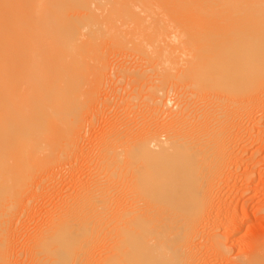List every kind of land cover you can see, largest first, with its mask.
<instances>
[{
  "label": "bare ground",
  "instance_id": "obj_1",
  "mask_svg": "<svg viewBox=\"0 0 264 264\" xmlns=\"http://www.w3.org/2000/svg\"><path fill=\"white\" fill-rule=\"evenodd\" d=\"M163 6L168 7L169 9L166 11V9L164 8L165 9L164 11H166V12H164L161 20H165V18L168 17V20H169L168 24L170 26L165 27V29H166L165 33H167L169 36L165 39L164 43L161 40V44L162 45L166 44V41L169 40L170 45L168 44L169 49L167 48L166 51L163 52V54L161 53L163 56V59H161L160 63H159V61H157V59H155L156 62L159 64L155 65V62L153 64L154 60L153 59L151 60L153 66L155 65L154 67H156L158 65L160 67H156L155 68L156 70H155L154 67L151 65V67H153L151 69H152V71L154 70V73H152L150 69H148V70H149V72L154 74L152 76V74L150 73L152 78L154 77L155 80H157V78H158L156 75L158 73H160L159 79H158L159 83H158V81H154V82H156V84L158 83L157 86L159 85L158 87H160V88L163 87V86L162 87L160 86V81H161V83H163V85H164V83L168 82V85L170 84L169 87L172 84V87H173L172 90L173 91L176 90L177 87H176V89H174L175 88V86H173L174 83H171V81L175 82V80H176L177 83H180V85L178 84L179 85L178 87H180L182 84H183V86L187 85L184 87V88H186L185 91H184V88H182L183 90H180L177 93L174 91L175 92L174 94L176 96L173 94V96L176 97V98L174 97L176 99V102H175L176 104L174 103L176 106L175 108H177L178 106L180 107V105H181L182 109L178 107L179 109H181V111L177 109L180 112L177 111L178 113L174 114V116H175V117L173 116L174 119L169 117L171 115V113L167 114L168 115V116L166 115L167 117H164L166 119L169 117L168 123H170L169 121H172V120H174V122L172 121L170 123V124H172L171 126L168 123L167 124L169 126H167L166 123H165V126H164V124L160 123V125H163L162 130H161V128L159 130V127H157L158 130L151 129V128L147 127L148 128L147 130H146V128H144V130H141L140 132H138V130H137L136 132H138V133H136V132L132 133V131L130 132V130L127 131L130 128L129 126H128V129L126 128L127 130H125V131L121 130L122 131V132H120L121 138L119 137L121 140L120 144H119L120 140L118 137H115L114 138L115 140L111 139L112 140L111 142L114 141L113 143H115V141H117V139H118L119 141H118L117 145L116 144H114V145L118 146V144H119V146L121 147V149H120V147L118 146L120 150L118 149V147L116 148V150L118 149V151H120V152L113 150V152H114L113 154H115V152H116L118 155V153H119V156H117L118 159L117 160L114 159L115 160L114 164L116 166H114V164H110L111 162L113 163V161L108 163L113 156V154H110L107 152L110 150V148L106 152L108 153V155L109 154H110V156L112 155L111 158H109V160L105 159V162L107 161L106 164L105 163L101 164V166L103 165V167L105 166V168L107 169L106 172L108 174V179L109 180L111 179V180L108 181V183H109L108 184L107 181H105V179H104L105 177H107V175H105V174L102 175L103 176L102 179L106 182L107 186H109L110 184H115V183H113L115 181L113 177H115L116 183L119 182V187L121 186L120 187L121 192L119 191V193H115L114 192L115 188L114 187L111 188V186H113V185H110L109 188L107 187V189L103 192V190L106 187H102V184H101V188H103V189L100 188L101 189L100 190L99 188H96V186L99 187L98 185H96L97 183L95 184V181L98 179L95 178L96 180H94L93 179L94 177H93L91 179V180H94V181H92V182H94L93 188H96L97 190L93 189L92 191H94V190H95L94 192L98 191L99 195L93 194V196H92V192L88 193V194H90V196L87 195L86 194L88 192L87 189L89 190V188H88L89 186H87L88 185L87 183L85 185V187L87 188V189L85 188V190L87 192H84V193L87 195L88 199L90 197H93L92 200L94 199L93 200L94 202H92V203H94V204H92L91 202H89V203H91L92 205L101 204V206L99 208L103 209V210L105 209L109 214V216L107 218H110V219H108V222H106V221L105 222L110 223V225L105 223L106 226L107 225L109 226V228L107 227L108 230L106 229L107 230L106 231L104 229L105 232L104 231L103 232L108 233V231H109V235H108L109 237L104 234V237L107 236L105 238V240L108 238L107 241H108L109 246H107V247L104 246V247H106L105 248L106 253H107V251H110V250H111V253L108 252L107 253L108 255L102 256L103 257L102 259L103 260L105 259L103 261V263H102V259H101L102 264H197V262H198V260L196 262V256L197 255L195 256L196 252L194 251L197 247L196 246L197 242H195L196 241L195 239L201 231V229H200V231L197 230V229H199V227L197 228V226H199L198 222L202 221L201 217H204L203 215L206 214L204 212L206 211V208H207V199L211 195L210 194V188L207 187V184H210L211 181L213 182L214 180H216V177L219 175V172H221L220 166L223 167L222 164L226 163L228 161L227 159H226V162L223 161L225 158H227L225 156H229V154H227L229 152H226V150L230 151L228 149V147L226 148L227 145H226L225 141H227L228 138L224 137L225 134L223 132V130L226 129V128L223 129V127H225L227 124L229 125V123L224 124L225 122H223V121H227L228 119H226L224 117V120L222 121L223 115L221 114V112H223L224 109L220 110V107L215 108V105L212 106V103L216 102L215 100L217 99V93L219 94V92H220V90H219V92H216L215 90L220 89L223 81H225V83L227 82L228 86L230 87L229 90H231L232 86H234V90L235 89L238 90L240 88V91H241L240 94H244L243 96H245V93L248 92V94H249L250 90H252V93H253V91L255 89L254 87L261 88L264 86V0H0V175H1L0 176V246H1V249L3 247L1 244L2 243H8L11 239V236L9 238H7L9 236V235L7 236V234L11 233V232H8L10 230L9 224L12 223V222L11 223L9 222V220H10L9 217L12 216V220H13V214L14 213H11V211L14 208L10 209L11 211H10V213H8L9 211H8L7 207L14 206L13 203H15L17 209L20 207V206L17 207L18 206L17 204H19L18 202H20L17 199H19V200H21V199L16 198L15 201H17V202H15L13 200L14 197L16 195H18V193H19L17 190H15V189H18L17 187H20L19 184L21 182L19 183L18 179H20L21 176L23 175L22 178L27 177V178H29L28 179V181H29L30 177H31L29 172H30V170H33L32 167H35V166L37 167L38 165H36V164H39V165L42 164L43 165L44 161L40 162L41 161L40 157L42 159V157L44 156V154H46V152H42L41 148L45 149L47 146V143H48V146H50V145L54 144L56 142V140L58 142L59 137H61V139H60L61 141L63 139H64V141L66 140L65 141L66 143L64 141L61 142L62 144L64 143L65 148L69 145L68 146L69 149L72 150L73 147H70V144L72 145V143H73L72 146H74V142L76 143V140L80 138V137L75 136L77 133L80 134L79 133L80 129L77 128L79 126V124L76 125V123H75V121L77 123L79 121L74 120V119H70L74 115H71L73 113H71V114L69 113V115H71V116H69L67 114L68 111H66L65 113L70 117L69 118L70 121L67 119L69 121V125L68 124H66V125H68L69 128H70V126H72L70 128V129H72L75 126L73 124L72 125H70V124L74 123L77 126L75 128L78 129V130L76 129L77 130L76 133L72 132L75 134L73 136L76 137L77 139L75 140V138L72 137L74 140L72 143H69L70 140L69 141L67 140V137L69 135H71V131L69 129H67V131L69 130L68 133H70L68 135V133H66L67 131L65 130L63 132L62 128H61V122H62L61 119H64L63 118L64 113L61 110L62 107L60 104L61 100L57 99L58 102L54 101L55 97L53 98V95L49 92L50 91L49 87L53 88V91H55L56 89H58V87L60 88V86L65 85V84H63V81H67V80L69 81L70 80V83L71 82H76V83L80 82L81 83V81L82 82L84 81L83 86L85 85V87L81 86L82 84L79 83L80 85L76 86L79 88L78 89L73 88V90H76V89L79 90L81 87L82 89H80V90L83 91V88L85 90L87 88L88 92H86V93L88 95H90L91 92L89 93V91H91L90 90L91 87L93 85H95V80H94L95 74L91 73V72H93L96 69L95 67H97V66H93V65L94 64L97 65L101 61H102V63H100V67L102 66L101 64H104L103 59H102L103 58L102 54H105V53H102V50H103V52H105L104 49H106V48L104 46H106L107 43L105 45V43L103 41L104 40L109 41V39H110L113 41L116 40L115 41V43H116L118 41L122 42V40H123V43L120 42L121 47L123 48L124 47V45H123L124 41L127 39L125 37H128V39L130 37L129 40L132 41V43L128 44L127 46H129V47L130 46L132 47V45L135 46V47H132L133 49H138V48L140 49V48H142L143 45L144 46L148 45L147 47L144 48L146 50V49H148V47H150V45L154 46L156 43L151 41L153 39L152 37L155 38V40L153 39L154 41L162 39L159 36H157L158 32H160V31L162 33L160 32L159 35H161V36L166 35L165 33H163V30H161L162 29L161 27H160V29H158L157 26L155 27V26H153L154 24H152L154 22V20H156V19H154V20L152 19V16H154V12H156L155 9H157L159 7L161 8ZM136 8L141 9V11H140L141 13H139L138 12L139 9H136ZM142 13L144 15H146L145 17H147V15L149 14L147 18H149V16L151 15V20L149 21V24H150V22L153 20V22L150 24L151 27L149 25H148V27H144L146 22L148 24V20L146 21V18L143 19V21H144L143 27H139V26H141L140 25L141 22H138V20H139L138 17H140V21H142V19H141L142 16L144 18V15L140 16V14H142ZM158 14H160V13H158ZM129 17H131V18L129 19ZM126 18L129 19L130 21H132L133 24L130 21L126 22V20H127ZM131 19H134V20H131ZM161 20H160V24H162ZM127 23H129V25L131 24L132 27H130ZM135 24L137 26H135ZM157 25H159V24L157 23ZM145 26H147V25H145ZM157 29H158V31H157ZM132 35H133V37L136 36L135 41H134V38H132V40H131ZM137 37L140 39H138ZM146 38H149V39L152 38V39L150 41H148V40L144 41ZM156 38H157V40H156ZM128 39L126 41H128ZM70 40H71V42H73L72 44H69L71 46V48H69L68 45H66V47H65V44L66 43L68 44V42H70ZM142 41H144V42L148 41V44H145ZM82 42L85 43L86 47ZM102 42L104 43L103 49H101ZM109 42L112 43V41H109ZM109 42H108V45H109ZM149 42H152V43H149ZM99 44L101 46L100 47L101 51L98 50ZM114 44L112 46H114ZM152 44H154V45H152ZM115 46L116 47L118 46L117 48L120 49V46L118 44H115ZM136 46H138V48ZM82 47H85V50L87 49L86 51H88V50L90 52L92 51L91 52L92 56H91L90 52H86L85 50H83L84 48L82 49ZM156 47H160V46H156ZM163 47H167V46L163 45ZM107 48H109V46ZM112 48H114V47H112ZM150 48L152 49V47H150ZM79 49L85 51L86 53L84 52L82 54L83 51L81 52ZM156 49L157 50L152 49V50H155L153 52L157 53L158 48H156ZM115 50H117V49H115ZM129 50H126V51H127V53L130 52L129 53L130 55L135 53V52L133 53L131 50L130 51ZM71 51L73 53V56H72V58H69L68 54H72ZM121 51H119V53ZM100 52L102 54H100ZM112 52H115V51L112 50ZM117 52L118 51H116V53ZM140 52H141V49H140ZM145 52L148 53L147 51H145ZM145 52L143 51V53H145ZM88 53H89V56H88ZM123 53H124V51H123ZM135 54H137V53H135ZM135 54L133 55V57L136 58V60H137V58H138L137 55L139 53L137 55H135ZM81 55L85 56L87 59L82 58L85 61H83V60L81 61L80 60L82 57ZM98 55L101 57L100 61H99V59H97V58H99ZM138 56H141V53ZM162 56L161 57L159 56V57L162 58ZM90 57H91V59H90ZM92 57H94L95 60H98V61L94 62L95 60ZM125 57H127V56H125ZM141 57L142 58L144 57L143 54ZM159 57H157V58H159ZM64 58H66V59L63 62ZM127 58L129 59V56ZM142 58H140V59L138 58V62L140 63L142 61L141 64L143 63L144 67H145V63L147 61L145 60V58H143V60H142ZM89 59H90V62H89ZM92 60H93V62H92ZM126 60H124V62ZM130 60L132 61V59H130ZM144 60L146 61L145 63H144ZM158 60H160V59H158ZM59 61L60 62L62 61L63 64L61 65V63H59ZM79 61L82 62L81 63L82 66L83 65L85 66V64H83V62H85V63L87 62L88 65L91 66V68L87 67L88 66L87 63H86L87 66H85L83 68H85V70H87L89 68V69H92L93 71L92 70H88V71L83 70L84 73L81 72L83 68L81 69L80 64L78 65ZM151 62L148 61L147 62L148 64H146V66L148 67V65L151 64ZM133 63L135 64V62H133ZM143 64H142V66H143ZM76 65L79 66L78 67L79 70H78ZM124 65L125 64H123V66ZM131 65H133V64H131ZM222 65L224 66L223 70H222ZM142 66L140 69L144 68ZM117 68H123V67L118 66ZM157 68L159 71L157 70ZM65 69L70 70V73H72V69H74V71L77 72V75L80 74V75H83L85 77H88L87 80H89L91 77H94V78H91V80H94V84H93V82H91L92 83L91 84L90 83L91 80H89V84H90V89H89V87H87L89 85L88 82H87V84H88L87 85L86 81L84 80L85 77L81 76L83 78L82 79L80 78L81 80H79L78 78L80 75L77 76L76 74H74L77 77L72 75L73 78L71 77L70 79H69L70 76L69 77H66L65 75L63 76V72L61 74V70H65ZM131 69H132V67L131 68L129 67V70H131ZM125 70L127 71L126 68H125ZM133 70L135 71V68ZM74 71H73V73H74ZM132 71L129 73L131 74ZM78 72H80V73H78ZM85 72H86V75H85ZM87 72H89V73L87 74ZM136 72H138V71L136 70ZM136 72H135V74H136ZM143 72L147 73L148 71H147V69H144V71L142 69L141 73L143 74ZM149 72H148L149 78L146 76L145 77L147 80L149 79L148 82L150 83L151 80L153 82L154 79H152L149 76ZM155 72L157 73L156 75H155ZM129 73H127V74H129ZM60 74H61V76H60ZM89 74H92V76ZM119 74H120V72H119ZM87 75H89V76H87ZM138 75L140 76L141 74L138 73ZM138 75L136 74L137 78L139 77ZM118 76L119 75H117V77ZM130 76H132V75H130ZM141 76H143L142 79H144L146 81L144 75H141ZM122 79L123 78H121V80ZM131 79L129 82H131ZM116 80H117V78H116ZM138 80L139 79H137V81ZM68 81H67V83H68ZM154 82L151 84H154ZM176 82H175V85L177 84ZM227 83H226V85H227ZM126 84H127V82H126ZM132 84H134V82H132ZM137 84L135 83L134 85H132L134 87L133 91H135V85H137ZM156 84H154V85L156 86ZM42 85L45 86V88L48 87V88H46L48 90H45ZM72 85L74 86V84H72ZM72 85H70V86H72ZM138 85H140V84H138ZM223 85H224V83H223ZM258 85L259 86L262 85V86L259 87ZM157 86H156V88H157ZM183 86H181V87H183ZM228 86H226V87H228ZM153 87L154 86H151V87L149 86L150 90H152V89L157 90L155 87L154 88ZM165 87H166V84H165ZM172 87H170V90ZM40 88L43 90H41ZM54 88H56V89L54 90ZM69 88L70 87L65 86V88L62 87V90L63 89L68 90ZM93 88H94V86H93ZM145 88H147V87H145ZM167 88H168V86L166 87V89ZM138 89H140V88L138 87ZM138 89H136V90L140 91ZM148 89H147V92L149 91ZM60 90L58 89V91H59L58 93H60L62 91V90L61 91ZM67 90L62 91V92H67ZM126 90L127 89H125L124 91L126 92ZM153 90L151 92H148V93L153 92L154 94H156L158 92V91L155 92ZM159 90H161V89H159ZM211 90H212L213 94H214V92H216V94H214V98H215V100H214V98L212 97L213 96L212 93H209V95L211 94L210 95L211 97H209L208 99L210 100V98H213V101H214L213 102L211 100L210 101L211 104H210V103H207L206 100H208L207 99L208 91L210 92ZM243 90L246 92L243 93L242 92ZM257 90L258 89L255 90L256 94H257ZM37 91L40 92V93H38V95L36 93ZM82 91H80L81 92L80 96L73 95L71 97L74 99L75 98L74 96H76L77 99L75 98L74 101L77 102V100L79 99L80 101L79 100L78 101L81 102V105L83 104L82 102H84L82 100V98L87 97L85 95L86 94L85 91H83L84 94ZM168 91L165 92L164 96L161 95L164 92L162 93L160 91L159 92L161 94L158 93V94H156V96L155 95L154 96H155V98L162 97L163 100H166L167 99L166 93L168 94ZM177 91H178V89H177ZM231 91H230V93L228 92V90L226 91V95H227V93H229L226 97L230 96L231 93L234 94L236 92V91L235 92L234 91L231 92ZM41 92H43L44 94ZM94 92H95V88H94ZM141 92L142 91H140V93ZM222 92H223V90L221 91V93ZM72 93L77 94V92L74 93V91ZM138 93L139 92H137L136 94L138 95ZM172 93H170V96ZM252 93L250 92V95H252ZM260 93H262V92H260ZM47 94L49 96H47ZM65 94L66 93H64L62 95H64L63 97H65L64 101L67 102L70 100V98L68 100H65L66 96L70 97L71 95H70V93L68 94V92H67L68 95H65ZM134 94H135V92H134ZM159 94L161 95L160 97H159ZM223 94H224V92H223ZM233 94H231V95H233ZM240 94H238V96H236L237 94L235 93L233 96L239 99ZM248 94H247V96L250 97V95H248ZM126 95H127V93H126ZM137 95H135V96H137ZM143 95L145 96L144 93H143ZM215 95H216V97H215ZM263 95H264V91H263ZM51 96L53 99L51 98ZM81 96H83V97H81ZM146 96H148V95H146ZM149 96H153V94L152 95L149 94ZM170 96H168V98ZM223 96L221 94L220 99ZM252 96H251V98L253 99ZM48 97H50V100H48ZM57 97L58 96H56V98ZM123 97L125 98L126 96H123ZM164 97H166V98H164ZM155 98L153 97L154 100H155ZM162 98H160V101ZM174 98H173V100L175 101ZM126 99H128V98H126ZM136 99H137V97H136ZM139 99H140V97H139ZM147 99H148V97H147ZM147 99H145V100H147ZM169 99H171V98H169ZM220 99H217V101ZM257 99H259V98H257ZM46 100H48V101H46ZM128 100H130V99H128ZM160 101L157 102V100H156V102L158 104L155 102L157 104V108H159V107L161 108V106H162V105L159 106ZM168 101H170V100H168ZM234 101H237V100L234 99ZM48 102H50L51 104H49ZM75 102H74V104H76ZM152 102L154 103V101H152ZM163 102L165 103V101H163ZM62 103L64 105V102H62ZM155 103L153 105H155ZM167 103H170V102H166L165 104H167ZM219 103H222V102L218 101V106H221ZM232 103H234V102L232 101ZM232 103H231V105H233ZM147 104H149V103H147ZM236 104L237 103L235 102L234 105H236ZM240 104L242 105V101L240 102ZM248 104L250 105V103H248ZM79 105L78 106L76 105L78 107L77 110L78 109L80 110V111L79 110L76 111L78 113V115H80L81 109L83 108L82 107L83 105L82 106L80 105L81 107H79ZM243 105H244V103H243ZM226 106L228 108V104ZM237 106H238V104H237ZM67 107L69 108V106H67ZM162 107L165 109L166 105L162 106ZM241 107L244 108L245 106H241ZM30 108L37 109L36 113H38L37 114L38 116L36 114H34V115L39 117L40 120L44 119V118L48 119V121L51 120L50 122H48L49 126L52 123L54 125L53 127H51V130H53V129H57L59 131L61 130V133H59V131L58 132L56 131L57 132V135H56L55 130H54L53 131L54 134H50V136H49L50 132L46 133L47 130H46V132H43V131H41L42 129H40L38 126L37 127L32 126L35 124L30 123V120H31L30 118L33 116V115L32 116L29 115V113L31 112V111L29 112ZM64 108H66V106ZM154 108H155V106H154ZM163 108H161V109H163ZM172 108H174V106ZM246 108H248V107H246ZM70 109H68V110H70ZM229 109H226V110L228 111ZM236 109H237V107H236ZM175 110L176 109H174V112H175ZM35 111L36 110H34V113H35ZM154 111L156 112V109ZM154 111L152 110V113ZM159 111H160V109H159ZM234 111L235 110L232 111L233 114H234ZM27 112H29V113L27 114ZM161 112H162V110H161ZM161 112H159V113H161ZM166 112H169L168 109ZM174 112H172V113H174ZM164 113H165V111L163 112V114ZM217 113H218V115H217ZM237 113H239V112L237 111L236 114ZM155 115H156V113H155ZM226 115H227V113H225V116ZM24 116H26V117H24ZM157 116L155 117L156 119H157ZM237 116L238 115H236V117ZM146 117H148V116H146ZM151 117L152 116H150V118ZM17 118H18V121L19 120L21 121L22 119L24 120V118L30 119V120L28 119L29 124L25 125V130L24 129L22 130V131H25L27 133V134H25V136H24L25 132L22 133L20 131L24 127V125L21 124L19 121V124H21L20 126L23 125V127H20L17 120H16ZM74 118H75V116H74ZM27 119L25 120L26 123H27ZM153 119H154V117H153ZM233 119H235V117ZM23 120H22V122H25ZM71 120H74V122H72ZM150 121L151 120H149L148 122H150ZM152 121H154V120H152ZM222 122L225 126L222 125ZM79 123H81V122H79ZM40 124L43 125V123H40ZM18 126H19L20 130L18 129ZM15 127H17L16 128L17 130L14 131ZM43 127H41V128H43ZM63 127L65 129V126H63ZM142 127H144V126H142ZM75 128H73V129H75ZM80 128H82V127H80ZM123 128H124V126H123ZM141 128H139V129H141ZM47 129H49V128H47ZM114 129H117V128H114ZM16 131L17 132L20 131V132H18V134H21V135L23 134L22 137H21V135H19V136L11 138L12 137L11 133L12 132L15 133ZM49 131H50V129H49ZM113 133L114 132L112 131L111 134H113ZM51 135H52V138H51ZM226 135H227V133H226ZM13 136H15V135H13ZM228 136H230V135H228ZM108 137H109V135H108ZM68 138L70 139V137H68ZM105 139H108V138L105 137ZM102 140H104V139H102ZM44 143L46 144L45 147H43ZM79 143H77V144H79ZM13 144H14V146H13ZM55 144H57V143H55ZM102 144H104V143H101V145ZM41 145H42V147H40ZM4 146L6 147V149L8 151L7 152L3 148L6 151L5 154L3 152L4 150L2 149V147H4ZM60 146L63 149L64 146H62V145H60ZM74 147H76V149H73V151L74 150L77 151L78 150L77 146H74ZM101 147H103V146H101ZM105 147L108 148L110 146H105ZM51 148L52 147L50 146V150H54ZM53 148L56 149L55 146ZM58 148H57V150H58ZM61 148H59V150H61V151L68 149V148H66V149L64 148L62 150ZM99 150L101 151L100 147H99ZM18 151H19V153H18ZM40 152L44 153V154H41ZM109 152L112 153L111 150ZM9 153L10 154L13 153V156L10 157L11 155ZM53 153H55V152H53ZM53 153H49V156L52 155ZM64 153H65V151H64ZM60 154H62V157H60L59 154H58V157L56 154V157L57 158L60 157L62 159V158H64L63 155H66V154H63L62 152ZM68 154L70 156L71 151ZM224 154H226V155H224ZM47 155H48V152L45 156H47ZM74 155H75V152H74ZM108 155H107V157H108ZM8 156L11 158V161H15L14 164L17 165V168L19 166V164H17L18 159H19V161L22 160V164H21V161L20 162L18 161L20 163V167H21L20 171L16 168L13 169L12 167H9V163L11 161L8 163V161L10 159ZM49 156H47V158L45 157L46 159H44V160L48 161L50 158H53L52 156L51 157H49ZM98 158L99 157H97L96 159H98ZM105 158H106V156H105ZM38 159H39L40 163H38ZM99 160H102V159H99ZM55 161L58 162L59 159L57 160L55 158ZM55 161H53V160H52V162L50 161V165ZM62 161H63V159H62ZM73 161H74V158H73ZM96 162H97V160H96ZM5 163H8V164H5ZM107 163L110 165L107 166L108 165ZM53 164H55V163H53ZM12 165H13V163H12ZM12 165L10 163V166H12ZM33 165H35V166H33ZM48 165H49V163H48ZM112 165H113V167H112ZM38 167H40V166H38ZM38 167L35 170L38 171V174L40 172L42 173V170L39 168L41 170V171H39ZM46 167H47V165H46ZM48 168H49V166H48ZM12 169L15 170V171H13V173L15 172V174L9 172V170H11V172H12ZM43 169L45 170V166ZM100 170L96 171L99 173L98 177H100V174H102L99 172ZM105 170H104V172H105ZM18 171H19V173H18ZM27 174H28V176H27ZM33 174L35 175L37 173L35 172ZM38 174L35 176L32 175V177L40 176V174L39 175ZM25 175H26V177H25ZM95 177H96V174H95ZM22 178H21V181L23 182ZM36 178H38V177H36ZM42 178H41V180H42ZM100 180H101V178H100ZM100 180H98V181H100ZM17 181H18V183H17ZM28 181H26L25 183H27ZM98 181H96V182H98ZM104 181H102V182L100 181L99 183H105ZM36 182H37V180H36ZM36 182H34V183L36 184ZM25 183H24V186H25L24 188H27V186H28V188H31V187H29V185H31V183H28V185L27 184L25 185ZM37 184H36V186H37ZM106 184H104V185L106 186ZM98 189L100 191H102L101 194H100ZM27 190L28 189L24 190V195H25V192ZM19 191H22V190L19 189ZM22 193L23 192H21L20 194H22ZM82 193H83V191H82ZM82 193H80V194L82 195ZM85 194L83 196L78 195L77 197H79V196L84 197ZM30 197H33V196H30ZM73 197H75L76 200L81 198V197H79L77 199V197L75 195ZM87 197H84V198L87 199ZM75 198H74V200L72 199L73 203H75L74 201H76ZM84 198H81L80 200L82 201V199H84ZM24 199H26V198H24ZM28 199L29 200H27V203H29L28 201H31L30 198H28ZM80 200H78L79 203L77 202V205L78 204L79 205L76 206V204H75V208L71 209L74 211L77 208L75 210L76 212L74 211L75 213H73V211H72V213L70 212L71 204L69 202H67L69 204H67L66 206L70 205V208H69V206H68V208L61 206L63 209L64 208L65 209L61 210V211L58 210V211L60 212V214L61 213L64 214L63 211H66L65 212L66 214L70 212L71 215L72 214L76 215V213H78V211H79L78 210L79 207L82 208V206H84L82 209L88 207L87 203L90 199L88 201L84 200L85 202H87V203H85L83 201V203H85V204L80 203L81 202ZM92 200H90V201H92ZM25 203H26V201H25ZM64 203H63V205H64ZM26 204H24V205H26ZM58 206H60V205H58ZM58 206H57V208H58ZM61 207H59V209ZM92 207L94 208L95 206H92ZM92 207H90V205H89V207L86 208L85 211L89 213L90 211L88 209H91ZM99 208H97L98 212H99ZM208 208H209V206H208ZM68 209H69V211H68ZM82 209L79 212H81ZM92 210L93 209H91V211ZM14 211L16 212V210H14ZM58 211H56V212H58ZM18 212H20V211L18 210ZM51 212L52 211H50V213ZM22 213H24V212H22ZM54 213L55 212H53V214ZM58 213L56 215L58 216L57 218L59 219V221H58V224L56 225V227L53 226V223H55L56 221L55 220H49L50 222L47 221L48 222L47 224L53 222V223H51L52 225L49 224L50 226H53V227L47 228L50 226H48L46 224L47 230H45L46 228L44 227L45 231L44 230L41 232L39 231L40 232L39 235L42 233V235L40 237L41 239L38 237L39 235L35 234L39 240V241L34 240L35 243L38 242L37 245L40 243L41 244L42 243H44V244L45 243H59V244L60 243H63V244H65V243H73V244L74 243L75 244L76 243H78V244L79 243H81V244L82 243H94L91 241H93L95 239L97 241H99L98 245L100 244V238L97 239V236H99L100 231L97 232L98 234L95 233L97 235L95 239H93L91 237L92 235H90V234H92L93 231L102 230L104 227H106L104 223H103L104 224V226H103V225H101V222H100L101 229L100 228L98 229L97 226H96L97 227L96 230L93 229L96 225L95 220L98 221V219H101V220L105 219V218L104 219L101 218L102 217L101 214H104V212L103 213L99 212V215L101 217L97 216L98 215L97 212H96L97 214H94L95 211L93 212V214L90 213L91 214L90 220L89 219L87 220V218H88L87 216L89 214L86 215L84 210L81 213V214L85 213V216L83 214L84 217L79 213H78L79 215L77 214L78 215L77 219L79 217H80V219L84 218V220L86 219L87 222H86V220L85 221L83 220L84 222L83 221L80 222L81 220H79V219L76 220L75 217H73L75 220H73V222H72V220L69 217L72 218L73 215L72 216H70V215L66 216V214H65V216H63L61 214L62 216L60 217L59 216L60 214H58ZM8 215H10V216H8ZM56 215H54V216H56ZM94 215L97 217L96 218L92 217ZM17 216H18V214H17ZM51 216H53V215L51 214ZM54 216L52 217V219L54 218ZM106 216H107V213H106ZM81 217H83V218H81ZM103 217H105V215H103ZM93 218H94V220H93ZM107 218H106V220H107ZM16 220H17V218H16ZM91 220L95 224L94 227L92 226L93 223H92V225L88 224L89 221L91 222ZM77 221H79L80 223H78ZM99 221H98V223H99ZM81 223H83L84 225L86 224V226H85L86 228H88V227L90 228V226L92 227V230L90 229L91 231H89L90 233L86 230V228L84 229V227H83L84 225ZM199 224H201V223H199ZM81 225H83V226H81ZM100 225H99V227H100ZM12 228H13V226H12ZM12 228H11V231L13 230ZM14 228H16V227H14ZM41 229H43V228H39V230H41ZM85 231H87V232H85ZM101 234H100V236L102 237L103 235H101ZM93 237H95V236L93 235ZM104 237H102V239ZM216 237H217V235H216ZM34 238H35V236H34ZM217 239L220 241V239L218 237H217ZM217 239H216V241L219 242ZM29 241H30V239H29ZM104 241L101 243H105ZM11 242L12 241H10V243ZM34 242H32V243H34ZM30 243H31V241H30ZM41 244H40V248H41ZM47 245H49V244H46V246ZM7 246H8V244H7ZM46 246H45L44 250H42V251L46 250ZM54 246H55V244H54ZM65 246L67 247V244ZM68 246H72V245L68 244ZM77 246H79V245H77ZM99 246H102V244ZM79 247H81V245ZM61 248H63V247H61ZM32 249H33V247H32ZM39 249L36 248L37 251ZM72 249H75V248H72ZM51 250L49 249L47 251L50 253ZM64 250L67 251V253L72 252V251H70V252L68 251V247ZM69 250H71V248ZM75 250H77V249H75ZM0 251L2 252V250H0ZM58 251H59L58 249L51 251L52 253H50V254L54 255V256L49 255V253L46 255V253L43 252V253H45V254H43L45 256H42L43 260H39L37 264H39V262L41 264H58L59 262L61 263L59 256H63V257H61L63 260L62 259L61 260L64 263L65 262L64 258L67 257V259H68L69 257L66 256V254H64V253H61L63 255L59 254L60 251H59V253H58ZM83 251L85 252V250H83ZM39 252H41V251H39ZM54 253H58V254L55 255ZM5 254H6V252H5ZM34 254H37V253L34 252ZM2 255L4 256L3 252L1 253V259H3ZM7 255H9V253H7ZM55 256H58V257L56 258ZM79 256H80V254L78 256L76 255L77 259ZM88 257L91 258L94 256H91L89 254ZM31 258H32V256H31ZM79 258H81V257H79ZM99 258H100V254H99ZM8 259H7V262H8ZM40 259H41V257H40ZM57 259H58V262H57ZM3 260H5V259H3ZM37 260H38V258H37ZM65 260H66V258H65ZM90 260L92 261V259H90ZM42 261H43V263H42ZM66 261H68V260H66ZM78 261H80V260L76 261V259H75V263L77 262V264H78ZM63 263H61V264H63ZM73 263H74V260H73ZM82 263H83V261H82ZM97 263H98V261H97ZM0 264H2V261ZM3 264H4V262H3ZM12 264H14V263H12ZM64 264H66V263H64ZM67 264H68V262H67Z\"/></svg>",
  "mask_w": 264,
  "mask_h": 264
},
{
  "label": "rangeland",
  "instance_id": "obj_2",
  "mask_svg": "<svg viewBox=\"0 0 264 264\" xmlns=\"http://www.w3.org/2000/svg\"><path fill=\"white\" fill-rule=\"evenodd\" d=\"M141 8V7H140ZM166 9V11L169 9L168 7H159V8H157V9H155L156 10V12H154V16H152V19L154 20V19H156V20H154V22L156 21L159 25H157V23L155 22H153V20L150 22V24L152 23V24H154L153 26H157V28L158 29H160V27L162 28L161 30H163V33H165L166 32V29H165V27L167 26V27H169L170 25L168 24L169 23V20H168V17L167 18H165V20H161V18H162V16H163V14H164V12H166V11H164L165 9ZM136 9H139V8H136ZM158 10V11H157ZM141 11V9H139L138 10V12L139 13H141L140 12ZM143 11V10H142ZM128 13V12H127ZM126 13V14H127ZM158 13H160V14H158ZM147 14V13H146ZM130 15V14H129ZM141 15H144L143 13L142 14H140V16ZM149 15V14H148ZM148 15H147V17H148ZM127 16V15H126ZM131 16V15H130ZM146 15H144V18H143V16H142V21H143V19H145L146 18V21L148 20V24H147V22H146V24L145 25H147V26H145L144 25V27H148V25L150 26V24H149V21L151 20V15L149 16V18H147V17H145ZM160 17V18H159ZM131 17H129V19H130ZM139 18V20H138V22H141L140 23V25L141 26H139V27H143V24H144V21L142 22V21H140V17H138ZM127 19V18H126ZM129 19H127L126 20V22H128V21H130ZM131 20H134V19H131ZM160 20H161V22H162V24H160ZM131 23H132V21H130ZM135 23V22H134ZM167 23V24H166ZM126 24V23H125ZM128 25H129V23H127ZM133 24V23H132ZM139 24V23H138ZM130 27H132V25L130 24L129 25ZM134 26V25H133ZM135 26H137L136 24H135ZM152 26V27H153ZM164 26V27H163ZM151 27V26H150ZM158 29H157V31H158ZM161 32V31H160ZM160 32H158V35L157 36H159L160 38H162V39H160V40H157V38H156V40L158 41H154L155 40V38L154 37H152L151 39H149V38H146L144 41H146V40H148V41H153L154 43H156L155 45L156 46H160V47H156L154 44H152V45H154V46H151L150 45V47H152V49H155V50H157L156 48H158V52L156 53V52H153V51H155V50H152L150 47H148V49H144L145 47H147L148 45H143L142 46V48H140L141 49V52H140V49L138 48V46H136L138 49H133L132 47H135V46H133L132 45V47L130 46H127L128 44H131L132 43V41H130L129 39H130V37H129V39H128V37H125V38H127L128 39V41H124V47L122 48L121 47V43H123V40H122V42L120 43L119 41V43L118 42H116L115 43V41H113V40H110L109 39V41H112V43H110L108 40L106 41V40H104L103 42L105 43V45H106V43H107V45L106 46H104L106 49H104V51L105 52H103V50H102V53H105V54H102L101 52H100V54H102L103 56V63L104 64H101L102 66L100 67V63H102V61L100 62V63H98L97 65L96 64H94L93 66H97V67H95L96 69L93 71L92 69H87V70H85V68H83V67H85V66H87L88 65V63H87V65H86V63L85 62H83V64H85V66L83 65L82 66V60L83 61H85L84 59H87L85 56H83V55H81L82 57H81V61H79L78 62V65L80 64V66H81V69H82V71L81 72H83L84 73V71L83 70H85V71H88V70H92L93 72H91V73H94L95 75V78L94 77H91L92 76V74H89V75H91L90 77L91 78H94V80H95V85H93L94 86V88H95V92H94V88H93V86L91 87V89H90V84H89V80H91V78L89 79V80H87L88 79V77H85V76H83V75H77V72L76 71H74V69H72V73H73V71H74V73L72 74V73H70V70H67V69H65V70H61V74H62V72H63V76L65 75L66 77H69V79L72 77V75L73 76H75V77H77V76H79V80H81L83 77H85L84 78V80L86 81V84H87V82H88V86L87 87H89V89L91 90V91H89V93H90V95H88L86 92H88V89L86 88V90L83 88V91H85V95L87 96L86 98L85 97H83V96H81V97H83L82 98V100L84 101V102H82L83 104V106L81 105V102H79L78 100H77V102H75L74 100H75V98H76V96H74L75 98L73 99V98H71L73 95H78V96H80V94H81V92L80 91H82V90H80V89H82L81 87H80V89L79 90H77L79 87H76V86H78V85H80V84H82L81 86H83V83H84V81L82 82L81 81V83L79 84L78 82L76 83V82H71L70 83V80L68 81V83H67V81H63V84H65V85H63V86H60V88L58 87V89L60 90H62V87H64L65 88V86H68V87H70L68 90L67 89H63L62 91H65V90H67V92H68V94L70 93V97H67L66 96V99L65 100H68L69 98H70V100L69 101H64V98L65 97H63L64 95H62V94H64V93H66L65 95H68L67 94V92H62L61 90V92L60 93H58L59 91H58V89H56V88H54V90L55 91H53V88H51V87H49V92L53 95V98H54V101H57V99H60L59 101H60V104H61V110L63 111V113H64V116H63V118L64 119H61L62 120V122H61V128H62V131L64 132L65 130L67 131V129H69L70 131H71V135H69L70 133H68L69 132V130L66 132V133H68V137H70V139L67 137V140L69 141L70 140V142L69 143H72L74 140H73V138H75V140L77 139L76 137H80L79 139H77L76 140V143L74 142V146H77V151H73V149H76V147H74V146H72L73 145V143H72V145L70 144V147H73L72 148V150L71 149H69V145L66 147V148H68L67 150H64L65 151V153H64V151H61V150H59V148H61V146L60 145H62V146H64L63 147V149L65 148V145H64V143L62 144L61 142L62 141H64V139L61 141L60 139H61V137H59V140H58V142H57V140H56V142L55 143H57V144H52V145H50L52 148L51 149H54V150H50V146H48V143H47V146H46V144L44 143L43 145V147H45L46 146V148L45 149H42L41 148V150H42V152H46V154H47V152H48V155L47 156H49V153H53V152H55V153H53L52 155H50L49 157H53V158H48L49 160L48 161H46V160H44V159H46L47 158V156H45L46 154H44V153H41V154H44V156L42 157V159H41V157H40V162H42V161H44L43 162V165L42 164H36V165H38V166H40V167H38V169L40 168L41 170H42V173L40 174V176H36V177H38V178H36V177H32V175L33 176H35V175H37L38 174V171H36L35 169L37 168L35 165H33V166H35V167H32L33 168V170H30V180L28 181V179L29 178H27L26 177V175H25V177L26 178H22V176H21V178H22V180H23V182L21 181V178L20 179H18L19 180V185H20V187H17L18 189H15V190H17L18 192V195H16L15 197H14V201L16 200V198H20L21 200H19V199H17L18 201H20V202H18L19 204H17L18 206L17 207H19L18 209L16 208V205H15V203H13L14 204V206H12V207H7V209H8V213H10V209H12V208H14V209H12V211H11V213H14L13 214V220H12V216H10V215H8V216H10L9 217V219L11 220H9V222L11 223V224H9V231L8 232H13L12 234L10 233V234H7V238H9L10 236H11V239H10V241H12L11 243H10V241L8 242V243H2L1 245L3 246L2 247V249H1V246H0V250H2V252L4 253V256H3V259H5V260H3V259H1V253H0V263H1V261H2V264H3V262H4V264H12V263H14V264H37L38 263V261L39 260H43L42 259V256H45V255H43V254H45L46 253V255L49 253L47 250H56V249H58L59 251H60V253H59V251H58V253L59 254H61V253H64V254H66V256H68L69 258L67 259V257H65L66 258V260H68V261H66L65 260V258H64V263H66L67 264V262H68V264H74L75 263V259H76V261L77 260H82L83 261V263L84 264H91L92 262V264H100L101 263V259L103 258L102 256H105V255H108L107 253L109 252V253H111V250L110 251H107V253L105 252L106 250H105V248L107 247V246H109L108 245V238L105 240V238L109 235V231H108V233H104L105 232V230L107 229L108 230V228H109V226L107 225L106 226V224H109L110 225V223H106V222H108V219H110V218H107L108 216H109V214H108V212L104 209H100L99 207L101 206V204H96V205H92V204H94V203H92V202H94L93 200H92V198L93 197H90L89 199L90 200H92V201H90L89 199H88V197H87V195H89L90 196V194H88L89 192H92V196H93V194H95V195H99V193H98V191L97 192H94V191H92L93 189H96V188H101V184H102V187H106L104 190H103V192L107 189V187L109 188V186L110 185H113V186H111V188H115L114 189V192L115 193H119V191L121 192V189H120V187H119V182H117L116 183V179H115V177H113L114 178V182L113 183H115V184H110L109 186H107V184H106V182L105 181H107V183H108V181H110L109 179H108V174H107V169L105 168V166L103 167V165L101 166V164H106V162H105V159L106 160H109V158H111V156H110V154H113L114 152H113V150H115V151H117V152H120V151H118V149H119V144H120V142H121V140H120V132H122L123 130L125 131V130H127L128 129V126L131 128H129L127 131H129L130 130V132L132 131V133H135L137 130H138V132H140L141 130H144V128H146V130L148 129V128H151V129H155V130H158V128L157 127H159V130H160V128H161V130H162V127H163V125H160V123L161 124H164V126H165V123H166V125L167 126H171L172 124H170L172 121L174 122V120H172V121H169L170 123H168V120H169V117H171L172 119H174V114H176V113H178V112H180L181 111V105H180V107L179 108H181V109H179L178 107L177 108H175L176 106H175V102H176V95L174 94L175 92L177 93V92H179L180 90H183L182 88H184L185 86H187V85H184L183 86V84L181 85V86H183V87H178L179 85H180V83H177L176 82V80H175V82L177 83L176 85H175V82H172L171 81V83H174L173 84V86H175V88L174 89H176V87H177V89H178V91H177V89L176 90H172L173 89V87H172V84H171V86L170 87H172L171 88V90H170V87H169V85H168V82L167 83H164V85H163V83H161V81H160V86L162 87V88H160V87H158L157 86V84L159 83V74L160 73H156L155 72V75L158 77H156L157 78V80H155L154 79V77L152 78V76L154 75V74H152V73H154V70L152 71V69L151 68H153L155 65H157V64H159L160 63V61H161V59H163V56H162V54H163V52L164 51H166V49L168 48L169 49V40H167L166 41V44H163L164 46L166 45L167 47H163V45L161 44V40H162V42L164 43L165 42V39L169 36L167 33H165L166 35H159L160 34ZM162 33V32H161ZM128 36V35H127ZM131 36V35H130ZM135 36V35H134ZM136 37V36H135ZM135 37H133V35H132V37H131V40H132V38H134V41H135ZM139 37V36H138ZM137 37V38H138ZM136 38V39H137ZM124 39V38H123ZM138 39H140V38H138ZM159 39V38H158ZM130 41V42H129ZM144 41H142L143 43H145V44H148V41L147 42H144ZM102 42V44H101V46H100V44H99V46H98V50H100V47H101V49H103L104 47H103V45H104V43ZM108 42H109V45H108ZM73 42H71V40H70V42H68V44L66 43L65 44V47H66V45H68V47L69 48H71V46L69 45V44H72ZM76 43V42H75ZM84 45H85V43L84 42H82ZM101 43V42H100ZM118 44L119 46H120V49L122 50H120L119 48H117L116 46H115V44ZM134 43V42H133ZM149 43H152V42H149ZM160 43V44H159ZM77 44V43H76ZM75 44V45H76ZM82 44V45H83ZM114 44V46H112ZM158 44V45H157ZM169 44V45H168ZM135 45V44H134ZM162 45V46H161ZM109 46V48H107ZM85 47H86V45H85ZM85 47H82V49L83 50H85ZM112 47H116L115 49H117V50H115L114 48H112ZM141 47V46H140ZM150 48V49H149ZM131 50L133 53L135 52V53H139L138 55H140V53H141V56H142V54H143V58H145V60L148 62V61H150L151 62V60L153 59L154 61H153V64H154V62H155V65L153 66V64H152V62H151V64H149L148 65V67L146 66V64H148L145 60H144V63H145V67H144V64H143V66H142V64H141V62L139 63L138 62V58L140 59V58H142L141 56H138L137 54H135V55H137V60H136V58H134L133 57V55L134 54H129L130 52H128L127 53V51L126 50ZM133 49V50H132ZM160 49V50H159ZM164 49V50H163ZM71 50V49H70ZM81 52L83 51V50H81V49H79ZM87 50V49H86ZM85 50V51H86ZM108 50V51H107ZM112 50H114L115 52H112ZM129 50V51H130ZM136 50V51H135ZM139 50V51H138ZM145 52V51H147L148 53H143V51ZM85 51H83L82 52V54L85 52ZM101 51V50H100ZM116 51H118L117 53H116ZM119 51H121L120 53L122 54L123 53V51H124V53L121 55L120 53H119ZM151 51V52H150ZM79 52V51H78ZM86 52H90L89 50L88 51H86ZM85 52V53H86ZM92 52V51H91ZM91 52H90V54H91ZM96 52V51H95ZM94 52V53H95ZM150 52V53H149ZM71 53H72V51H71ZM116 55H115V54ZM154 53V54H153ZM162 53V54H161ZM97 54V53H96ZM99 54V55H100ZM129 54V55H128ZM146 54V55H145ZM157 56H156V55ZM159 54V55H158ZM94 55V54H93ZM98 55V56H99ZM124 55V56H123ZM165 55V54H164ZM68 56H69V58H72V56H73V53L72 54H68ZM67 56V57H68ZM71 56V57H70ZM88 56H89V53H88ZM87 56V57H88ZM91 56H92V54H91ZM95 56V55H94ZM101 56V55H100ZM99 56V58H97V59H99V61H100V57ZM125 56H129V59L127 58V57H125ZM131 56V57H130ZM162 56V58H160V57ZM166 56V55H165ZM121 57V58H120ZM125 57V58H124ZM136 57V56H135ZM157 57H159V58H157ZM82 58H84V59H82ZM92 58H94V57H92ZM143 58H142V60H143ZM65 59L66 58H64V60H63V62L65 61ZM90 59H91V57H90ZM90 59H89V62H90ZM101 59V60H102ZM128 61H127V60ZM130 59H132V61L130 60ZM148 59V60H147ZM155 59H157V61H159V63H157L156 62V60ZM158 59H160V60H158ZM62 60V59H61ZM94 60H95V58H94ZM124 60H126L125 62H124ZM135 60V61H134ZM71 61V60H70ZM96 61H98V60H95L94 62H96ZM76 62V61H75ZM92 62H93V60H92ZM133 62H135V64L133 63ZM59 63H61V65L63 64L62 63V61L60 62L59 61ZM139 63V64H138ZM90 64V63H89ZM123 64H125L124 66H123ZM131 64H133V65H131ZM78 65H76L77 66V68L79 67ZM92 65V64H91ZM151 65L153 66V67H151ZM123 67V68H117V67ZM138 66V67H137ZM141 66L142 67H144V68H142L143 69V71H144V69H147V71L149 72V70L148 69H150L151 70V72H149V76L152 78V79H154L153 80V82L154 81H158V83L156 84V82H154V84H156V86H157V88H156V86L154 85V84H151V83H153L152 82V80H151V82L149 83L148 82V80L146 79V77H148V72L146 73V72H143V74L141 73V71H142V69H140L141 68ZM150 66V67H149ZM87 67H90L91 68V66H87ZM129 67L131 68L132 67V69L131 70H129ZM156 67H160L159 65L158 66H156ZM156 67H154V69L156 68ZM223 65H222V70H223ZM93 68V67H92ZM125 68L127 69V71L125 70ZM135 68V71L133 70ZM137 68V69H136ZM64 69V68H63ZM122 69V70H121ZM139 69V70H138ZM77 70V69H76ZM78 70H79V68H78ZM121 70V71H120ZM133 70V71H132ZM136 70L138 71V72H136ZM141 70V71H140ZM156 70V69H155ZM157 70H158V68H157ZM132 71V73L130 74L129 72H131ZM140 71V72H139ZM146 71V70H145ZM159 71V70H158ZM157 71V72H158ZM53 72V71H52ZM119 72H120V74H119ZM129 73V74H127V73ZM135 72H136V74L138 75V73L139 74H141V75H144V77H145V79H146V81L144 80V79H142V77L143 76H139L138 78L136 77V74H135ZM222 72V71H221ZM70 73V74H69ZM78 73H80V72H78ZM89 72H87V74H88ZM145 73V74H144ZM152 74V76H151V74ZM61 74H60V76H61ZM67 74V75H66ZM74 74H76V75H74ZM127 74V75H126ZM135 74V75H134ZM147 74V75H146ZM85 75H86V72H85ZM89 75H87V76H89ZM117 75H119L121 78H123L122 80H121V78L118 76L117 77ZM125 75V76H124ZM129 75V76H128ZM130 75H132V76H130ZM224 75V74H223ZM81 76H83V77H81ZM127 76V77H126ZM130 77V78H129ZM73 78V77H72ZM81 78V79H80ZM116 78H117V80H116ZM127 80H126V79ZM132 78V79H131ZM135 78V79H134ZM139 79L138 81H137V79ZM149 78V77H148ZM130 79H131V82H129L130 81ZM223 79V78H222ZM94 80H91L90 81V83L91 82H93V84H94ZM119 80V81H118ZM121 80V81H120ZM136 80V81H135ZM126 82H127V84H126ZM132 82H134V84L136 83H138V84H140V85H135V91H133V89H134V87L132 86V85H134V84H132ZM145 84H144V83ZM223 83H224V85H223ZM223 83H222V85H221V87H220V89H216L215 91L216 92H219V90H220V92H219V94L217 93V99H220V95L222 94V96L223 97H221V99L220 100H218V101H220V102H222V103H219L221 106H218V101H217V99L215 100V98H214V94H216V92H214V94H213V92H212V90L209 92L208 91V97H207V99L209 98V97H211L210 95H209V93H212V97L214 98V100L216 101V102H214L213 101V98H210V100L208 101V100H206V102L207 103H210L211 104V100L215 103H212V106H214L215 105V108H219L220 107V110L222 109H224L223 110V112H221V114L223 115L222 116V121L224 120V117L226 118V119H228L227 121H223V122H225L224 124H226V123H229V125L227 124L226 126L223 124V122H222V125L223 126H225V127H223V129H225V130H223V132H224V134H225V136L224 137H226V138H228L227 139V141H225L226 142V148L228 147V149L230 150V151H228V150H226V152H229V153H227V154H229V156H225V157H227V158H225L223 161L224 162H226V159L228 160L226 163H223L222 164V166L223 167H221L220 166V171L221 172H219V175L216 177V180H214L213 182L211 181V183L210 184H207V187H209L210 188V197L207 199V208H206V211L204 212V213H206L205 215H203L204 217H201V219H202V221H199L198 222V225L199 226H197V228L199 227V229H197V230H199L200 231V229H201V231H200V233L198 234V236L196 237V241L195 242H197L196 243V249L194 250L195 252H196V254H195V256H196V262H197V260H198V262H197V264H264V95H263V89H264V86L263 87H261V88H258V87H254L255 89H254V91H253V93L255 92V90L256 89H258L257 90V94H256V92L253 94L252 93V90H250L249 91V94H248V92H246V91H242L243 93H245V96H243L244 94H240V88L237 90V89H235L234 90V86H232V88H231V90H229L230 89V87L228 86V83H227V85H226V83H225V81H223ZM67 84V85H66ZM72 84H74V86L72 85ZM76 84V85H75ZM92 84V83H91ZM131 84V85H130ZM165 84H166V87L168 86V88L166 89V87H165ZM179 84V85H178ZM70 85H72V86H70ZM126 85V86H125ZM128 85V86H127ZM151 87V86H154L157 90H153V91H158L156 94H158V93H160V92H164L163 94H161V95H163L164 96V94H165V92L166 91H168V94L166 93V95H167V99L168 100H170V101H168L167 99L166 100H163V98L162 97H160L161 95L159 94V97L160 98H162L161 99V101H160V98H155V96H156V94H154L153 92L152 93H148V92H151L152 90H150V88H149V86ZM263 85V84H262ZM262 85H260V86H262ZM43 86V85H42ZM48 86V85H47ZM132 86V87H131ZM226 86H228V87H226ZM259 86V85H258ZM259 86V87H260ZM44 87V89L45 90H48V89H46V88H48V87H46L45 88V86H43ZM42 87V88H43ZM72 87V88H71ZM83 87H85V85L83 86ZM129 89H128V88ZM138 87L140 88V89H138ZM145 87H147V88H145ZM153 87V88H154ZM39 88V87H38ZM67 88V87H66ZM73 88L75 89V88H77L76 90H73ZM149 88V89H148ZM164 88V89H163ZM41 89V88H40ZM72 89V90H71ZM125 89H127L126 90V92L124 91ZM136 89H138V90H140V91H142L144 94H145V96L143 95V93L141 92L140 93V91H137ZM147 89L149 90L148 92H147ZM159 89H161V90H159ZM185 89L186 88H184V91H185ZM39 90V89H38ZM41 90H43V89H41ZM73 92L74 91V93H76L77 92V94H73L71 91ZM129 90V91H128ZM131 90V91H130ZM146 90V91H145ZM163 90V91H162ZM218 90V91H217ZM223 90V92H224V94H223V92L221 93V91ZM228 90V92L230 93V91L231 92H235L237 95L236 96H238V94H240L239 95V99L238 98H236V97H234L233 95L235 94H233V93H231V94H233V95H231L230 94V96H228V97H226L229 93H227V95H226V91ZM263 90V91H262ZM40 91V90H39ZM39 91H37L36 93H37V95H38V93H40ZM82 91V92H83ZM128 91V92H127ZM160 91V92H159ZM239 91V92H238ZM97 92V93H96ZM133 92V93H132ZM134 92H135V94H134ZM137 92H139L138 93V95L136 94ZM173 92V93H172ZM250 92L252 93V95H250ZM260 92H262V93H260ZM41 93H43V92H41ZM49 93V94H50ZM56 93V94H55ZM62 93V94H61ZM125 93V94H124ZM126 93H127V95H126ZM147 93V94H146ZM170 93H172L171 94V96H170ZM44 94V93H43ZM42 94V95H43ZM83 94H84V92H83ZM82 94V95H83ZM94 94V95H93ZM134 94V95H133ZM149 94L150 95H152L153 94V96H149ZM173 94L175 95V96H173ZM247 94L248 95H250V97L249 96H247ZM259 94V95H258ZM40 95V94H39ZM135 95H137V96H135ZM140 95V96H139ZM146 95H148V96H146ZM155 95V96H154ZM165 95V96H166ZM219 95V96H218ZM257 95V96H256ZM263 95V96H262ZM47 96H49L48 94H47ZM56 96H58L57 98H56ZM123 96H126L125 98L123 97ZM144 96V97H143ZM168 96H170L169 98H171V99H169L168 98ZM243 96V97H242ZM251 96L253 97V99L251 98ZM123 97V98H122ZM134 97V98H133ZM136 97H137V99H136ZM139 97H140V99H139ZM147 97H148V99H147ZM153 97L155 98V100L153 99ZM175 97V98H174ZM215 97H216V95H215ZM219 97V98H218ZM262 97V98H261ZM51 98H52V96H51ZM52 98V99H53ZM62 98V99H61ZM79 98V97H78ZM126 98H128V99H130V100H128V99H126ZM142 98V99H141ZM164 98H166V97H164ZM173 98L175 99V101L173 100ZM225 98V99H224ZM231 98V99H230ZM235 100H237V101H234V99ZM251 98V99H250ZM257 98H259V99H257ZM47 99V98H46ZM56 99V100H55ZM77 99V98H76ZM139 99V100H138ZM145 99H147V100H145ZM233 99V100H232ZM248 99V100H247ZM48 100H50V97H48ZM48 100H46V101H48ZM81 100V101H82ZM149 100V101H148ZM156 100H157V102L158 101H160L159 103V106H165L166 105V108L168 109V111L169 112H166L167 111V109L165 108H163L162 106H161V108H163V109H161L159 106V108H157V102H156ZM173 100V101H172ZM235 103H237L238 104V106H237V104L236 105H234V103H232V101ZM239 100V101H238ZM251 100V101H250ZM253 100V101H252ZM52 101V100H51ZM76 103V104H74V102ZM152 101H154V103H155V105H153L154 103L152 102ZM163 101H165V103L166 102H170V103H167V104H165ZM242 101V105L240 104V102ZM58 102V101H57ZM62 102H64V105H63V103ZM66 102V103H65ZM149 103V104H147V103ZM49 104H51L50 102H48ZM78 103V104H77ZM145 103V104H144ZM175 103V104H174ZM231 103L233 104V105H231ZM243 103H244V105H243ZM247 103V104H246ZM248 103H250V105L248 104ZM81 105L83 108L81 109V113H80V115H78V113L76 112V111H78L77 110V106L78 105ZM151 104V105H150ZM164 104V105H163ZM170 106H169V105ZM174 104V105H173ZM228 104V108H227V105ZM252 104V105H251ZM36 105V104H35ZM77 105V106H76ZM79 105V107H81ZM240 105V106H239ZM66 106V108H64ZM67 106H69V108L67 107ZM147 106V107H146ZM153 106V107H152ZM154 106H155V108H154ZM174 106V108H172ZM233 106V107H232ZM241 106H245L244 108L243 107H241ZM74 107V108H73ZM150 107V108H149ZM170 107V108H169ZM222 107V108H221ZM232 107V108H231ZM236 107H237V109H236ZM246 107H248V108H246ZM36 108V107H35ZM32 109V108H30L29 109V112H27V114L29 113V115L30 116H32L29 120H30V123H32V124H35V125H32V126H35V127H39L40 129H42L41 131H43V132H46V130H47V132L46 133H49V136H50V134H54V130H55V133H56V135H57V132L59 131V130H57V129H53V130H51V127H53L54 125H53V123L49 126V124H48V122H50V121H48V119H46V118H44V119H41L40 120V118L39 117H37L38 115V113H36L37 112V109ZM71 108V109H70ZM213 108V107H212ZM211 108V109H212ZM230 108V109H229ZM65 109V110H64ZM68 109H70V110H68ZM146 111H145V110ZM156 109V112L154 111ZM159 109H160V111H159ZM172 109V110H171ZM174 109H176L175 110V112H174ZM180 110V111H178V110ZM226 109H229L228 111L226 110ZM240 109V110H239ZM34 110H36L35 111V113H34ZM144 110V111H143ZM152 110L154 111L153 113H152ZM161 110H162V112H161ZM233 110H237L239 113H237L236 114V112L234 111V114H233ZM61 111V112H62ZM66 111H68L67 112V114L69 115V113L71 114V113H73V114H71V115H74L75 116V118H74V116H72L71 118L69 117V116H71V115H67L65 112ZM80 111V110H79ZM165 111V113L163 114V112ZM178 111V112H177ZM75 112V113H74ZM148 112V113H147ZM159 112H161V113H159ZM172 112H174V113H172ZM232 112V113H231ZM33 113V114H32ZM155 113H156V115H155ZM171 113V115L166 119V118H164V117H167L168 115L167 114H170ZM225 113H227V115L225 116ZM230 113V114H229ZM34 114H36V115H34ZM159 114V115H158ZM28 115V116H29ZM63 115V114H62ZM148 116V117H146V116ZM154 115V116H153ZM158 115V116H157ZM162 115V116H161ZM167 115V116H166ZM217 115H218V113H217ZM230 115V116H229ZM236 115H238L237 117H236ZM27 116V117H28ZM29 116V117H30ZM36 116V117H35ZM77 116V117H76ZM150 116H152L151 118H150ZM157 116V119L155 118ZM174 116V117H173ZM24 117H26V116H24ZM153 117H154V119H153ZM159 117V118H158ZM162 117V118H161ZM235 117V119H233ZM34 118V119H33ZM69 118L70 119H74V120H77V121H79V122H81V123H77L76 121H75V123H76V125L77 124H79V126L77 127L74 123H71L70 125H74L75 127H77V128H79L80 130H79V133L80 134H74V133H72V132H77V128H75V127H73V128H75V129H70L72 126H70V128H69ZM77 118V119H76ZM27 118H24V120L23 121H25ZM28 119H27V123H26V121L25 122H22V120L20 121V123L21 124H23L24 125V127H23V125L22 126H20L21 124H19V121H18V118L16 119L17 120V122H18V124H19V126L20 127H23L21 130L19 129V126H18V129L22 132V133H24L25 131H22L23 129L25 130V125H27V124H29L28 122ZM69 121H68V120ZM80 119V120H79ZM160 119V120H159ZM225 119V120H226ZM74 120H71L72 122H74ZM147 120V121H146ZM149 120H151L150 122H148ZM152 120H154V121H152ZM166 120V121H165ZM171 120V119H170ZM32 121V122H31ZM39 121V122H38ZM42 121V122H41ZM156 121V122H155ZM162 121V122H161ZM16 122V123H17ZM118 122V123H117ZM147 124H146V123ZM154 122V123H153ZM40 123H43V125L42 124H40ZM150 123V124H149ZM169 125H168V124ZM17 124V125H18ZM46 124V125H45ZM66 124H68V125H66ZM153 124V125H152ZM158 126H157V125ZM146 125V126H145ZM151 125V126H150ZM44 126V127H43ZM48 126V127H47ZM63 126H65V129H64V127ZM114 126V127H113ZM123 126H124V128H123ZM142 126H144V127H142ZM154 126V127H153ZM229 128H228V127ZM41 127H43V128H41ZM46 127V128H45ZM80 127H82V128H80ZM142 127V128H141ZM148 127V128H147ZM153 127V128H152ZM17 127H15V129H14V131L15 130H17L16 129ZM47 128H49L50 129V131H49V129H47ZM114 128H119L118 130L117 129H114ZM122 128V129H121ZM127 128V129H126ZM139 128H141V129H139ZM157 128V129H156ZM165 128V127H164ZM163 128V129H164ZM168 128V127H167ZM77 129V130H76ZM228 129V130H227ZM76 130V131H75ZM117 130V131H116ZM122 130V131H121ZM135 130V131H134ZM165 130V129H164ZM231 130V131H230ZM13 131V130H12ZM20 131H18V132H20ZM57 131V132H56ZM112 131L114 132L113 134H111L112 133ZM116 131V132H115ZM226 131V132H225ZM18 132L16 131L15 133L14 132H12L11 133V138H13V137H16V136H19V135H21V134H18ZM42 132V133H43ZM52 132V133H51ZM138 132H136V133H138ZM59 133H61V130L59 131ZM226 133H227V135H226ZM25 134H27L26 132L24 133V136H25ZM64 134V133H63ZM62 134V135H63ZM82 134V135H81ZM13 135H15V136H13ZM23 135V134H22ZM22 135H21V137H22ZM73 135H75L76 137H74ZM78 135V136H77ZM80 135V136H79ZM108 135H109V137H108ZM228 135H230V136H228ZM23 136V137H24ZM27 136V135H26ZM64 136V135H63ZM82 136V137H81ZM73 137V138H72ZM105 137H107L108 139H105ZM115 137H120L119 138V140L117 139V141H115V143H113V142H111L112 140H115L114 138ZM51 138H52V135H51ZM63 138V137H62ZM233 138V139H232ZM58 139V138H57ZM102 139H104V140H102ZM112 139V140H111ZM72 140V141H71ZM107 142H106V141ZM226 140V139H225ZM232 140V141H231ZM60 141V142H59ZM66 141V140H65ZM64 141V142H65ZM67 141V142H68ZM78 141V142H77ZM109 141V142H108ZM118 141H119V144H118V146H116L117 145V143H118ZM80 142V143H79ZM61 143V144H60ZM66 143V142H65ZM68 143V144H69ZM77 143H79V144H77ZM101 143H104V144H102L101 145ZM111 143V144H110ZM60 144V145H59ZM77 144V145H76ZM101 146H103V147H101ZM114 144H116V145H114ZM83 145V146H82ZM13 146H14V144H13ZM56 147V149L55 148H53V147ZM105 146H110V147H108V148H106ZM116 146V147H115ZM40 147H42V145L40 146ZM59 147V148H58ZM99 147L101 148V151L99 150ZM105 147V148H104ZM112 147V148H111ZM115 147V148H114ZM118 147V149L116 150V148ZM5 149L6 151H7V149H6V147L4 146V147H2V149ZM57 148H58V150H57ZM65 148V149H66ZM97 148V149H96ZM109 148H110V150L112 151V153L111 152H109L110 150H109ZM114 148V149H113ZM3 149V150H4ZM62 149V148H61ZM62 149V150H63ZM105 151H104V150ZM120 149H121V147H120ZM119 149V150H120ZM3 151L4 152V154H5V152L6 151ZM15 150V149H14ZM13 150V151H14ZM107 150H109V151H107ZM61 151L63 154H66V155H63V157L64 158H62L63 159V161H62V159L60 158V157H62V154H60L59 152ZM67 151V152H66ZM71 151V155L69 156V152ZM73 151V152H72ZM79 151V152H78ZM110 153L109 155H108V153ZM8 152V151H7ZM12 152V151H11ZM74 152H75V155H74ZM107 154H106V153ZM18 153H19V151H18ZM17 153V154H18ZM100 153V154H99ZM10 154V153H9ZM16 154V153H15ZM55 154V155H54ZM56 154H57V157H58V154L60 155V157L59 158H57L56 157ZM77 154V155H76ZM104 154V155H103ZM106 154V155H105ZM11 156L10 157H12L13 156V153H11L10 154ZM54 155V156H53ZM99 155V156H98ZM107 155H108V157H107ZM116 155V156H115ZM224 155H226V154H224ZM5 156V155H4ZM7 156V155H6ZM102 156V157H101ZM105 156H106V158H105ZM110 156V157H109ZM116 158H115V157ZM117 156H119V153H118V155H117V153L115 152V154H113V156H112V158L110 159V161L108 162V163H110L111 161H113V163L111 162L110 164H114V159H118L117 158ZM9 157V156H8ZM9 157V158H10ZM46 157V158H45ZM58 160L59 159V161L58 162H56L55 161V158ZM69 157V158H68ZM95 157V158H94ZM97 157H99L98 159H96ZM114 157V158H113ZM5 158V157H4ZM68 158V159H67ZM73 158H74V161H73ZM108 158V159H107ZM120 158V157H119ZM6 159V158H5ZM13 159V158H12ZM65 159V160H64ZM71 159V160H70ZM99 159H102V160H99ZM52 160L53 161H55V162H53V163H55V164H51L50 165V161L52 162ZM70 160V161H69ZM96 160H97V162H96ZM11 161V158L9 159V161H8V163ZM18 161H19V159H18ZM17 161V164H19V166H18V168H17V165H15L14 163H15V161H11L10 163H11V165H12V163H13V165L12 166H10V163H9V167H12L13 169H18L19 171H20V169H21V167H20V161H21V164H22V160H20L19 162ZM68 161V162H67ZM99 161V162H98ZM102 161V162H101ZM39 162V159H38V163H40ZM62 162V163H61ZM65 162V163H64ZM8 163H5V164H8ZM48 163H49V165H48ZM58 163V164H57ZM60 163V164H59ZM71 163V164H70ZM75 163V164H74ZM107 163V164H108ZM100 164V165H99ZM110 164H108L107 166H109ZM46 165H47V167H46ZM98 165V166H97ZM44 166H45V170L47 171H45L43 168H44ZM48 166H49V168H48ZM56 166V167H55ZM97 166V167H96ZM101 166V167H100ZM114 166H116L115 164H114ZM43 167V168H42ZM112 167H113V165H112ZM56 168V169H55ZM59 168V169H58ZM8 169V168H7ZM11 169V168H10ZM12 169V172H11V170H9V172L10 173H13V171H15V170H13ZM39 169V171H41ZM53 169V170H52ZM95 169V170H94ZM100 170L99 172L100 173H102V174H100V177H98V175H99V173L98 172H96V171H98V170ZM106 169V170H105ZM55 170V171H54ZM104 170H105V172H104ZM19 171H18V173H19ZM17 172V171H16ZM37 173V174H33V173ZM57 172V173H56ZM95 172V173H94ZM46 173V174H45ZM98 173V174H97ZM13 174H15V172L13 173ZM38 174V175H39ZM94 174V175H93ZM95 174H96V177H95ZM107 175V177H105L104 179H105V181L102 179L103 178V176L102 175ZM1 176V175H0ZM16 176V175H15ZM20 176V175H19ZM27 176H28V174H27ZM44 176V177H43ZM18 177V176H17ZM43 177V178H42ZM49 179H48V178ZM70 177V178H69ZM94 177V178H93ZM98 177V178H97ZM41 178H42V180H41ZM94 179V180H96V179H98V180H100V178H101V182L102 181H104L105 183H99L100 181H98V180H96V181H98V182H96L95 181V184L96 185H98L99 187H97L96 186V188H93L94 187V185H93V183L94 182H92V181H94V180H91V179ZM96 178V179H95ZM35 181H34V180ZM44 179V180H43ZM53 181H52V180ZM107 179V180H106ZM36 180H37V182H36ZM41 180V181H40ZM49 180V181H48ZM51 180V181H50ZM113 180V179H112ZM26 181H28L27 183H25ZM33 181V182H32ZM34 182H36V184H37V186H36V184L34 183ZM42 184H41V183ZM17 183H18V181H17ZM24 183H25V185L27 184L28 185V183H31V185H29V187H31V188H28V186H27V188H24L25 186H24ZM86 183L88 184L87 186H89L88 188H89V190L85 187V185H86ZM90 183V184H89ZM35 184V185H34ZM40 184V185H39ZM46 184V185H45ZM49 184V185H48ZM52 184V185H51ZM104 184H106V186L104 185ZM109 184V183H108ZM44 185V186H43ZM93 185V186H92ZM104 185V186H103ZM43 186V187H42ZM15 187V188H16ZM36 189H35V188ZM52 187V188H51ZM81 187V188H80ZM92 187V188H91ZM24 188V189H23ZM50 188V189H49ZM85 188L87 189V191L85 190ZM212 188V189H211ZM19 189L20 190H22V191H19ZM25 189H28L26 192H25V195H24V190ZM46 189V190H45ZM98 189V190H99ZM101 189H103V188H101ZM100 189V190H101ZM120 189V190H119ZM45 190V191H44ZM48 190V191H47ZM77 190V191H76ZM85 190V191H84ZM91 190V191H90ZM97 190V189H96ZM99 190V192H100V194H101V192L102 191H100ZM212 190V191H211ZM31 191V192H30ZM39 191V192H38ZM82 191H83V193H82ZM21 192H23L22 194H20ZM30 192V193H29ZM41 192V193H40ZM84 192H87L86 194L84 193ZM39 193V194H38ZM80 193H82V195L80 194ZM77 194V195H76ZM85 194V196L84 197H87V199L86 198H84V197H81V196H83ZM103 194V193H102ZM25 197H24V196ZM78 196V195H81V196H79V197H81V198H84V199H82V201L80 200L81 198H79V197H77V199L78 200H80L81 202L80 203H82V204H85V203H87V202H85V201H88V203L89 202H91V203H87V206L89 207V205H90V207H92V206H95L94 208L92 207L91 209H93L94 211H95V213L94 214H97L98 213V217H101L102 219H104V220H101V219H98V221H99V223H98V221L97 220H95V224H94V222H92V220H91V222L89 221V223L88 224H90V225H92V223H93V227H94V225H95V227L93 228L94 230H96V228L98 227V229L100 228L101 229V225H103L104 226V224H105V226L106 227H104L102 230H96V231H93V233L92 234H90V235H92L91 237L93 238V239H95L96 238V234L95 233H97V232H99L101 235H103L102 237H104V234L105 235H107L106 237H104L103 239H102V237L100 236V234H99V236H97V239L98 238H100V244L99 245H101L102 244V246L104 247V246H106V247H102V246H99L98 245V243H99V241H97L96 239L95 240H93V241H91V242H94V243H65V244H63V243H40L41 244V248H40V244H38L37 245V243L38 242H34V240H37V241H39L38 240V237L40 238L41 237V235H42V233L39 235V233L41 232V231H43L44 230V227L46 228L47 227V225L48 226H50V225H52L51 223H53V222H51V223H49V224H47L48 222L47 221H49V220H55L56 222L55 223H53V226H55L56 227V225L58 224V221H59V219L57 218L58 216L56 215L59 211L58 210H64L61 206H63V207H66V208H68V206H69V208H70V205H68V206H66L67 204H71V208H70V212L72 213V211L73 210H71L72 208H75V204H76V206H78L77 205V202L79 203V201L78 200H76V198L75 197H73V196ZM20 196V197H19ZM24 198H26V199H24ZM30 196H33V197H30ZM28 198H30V200L31 201H28L29 203H27V200H29ZM35 198V199H34ZM71 198V199H70ZM74 198H75V200L76 201H74L75 203H73V200H74ZM69 199V200H68ZM73 199V200H72ZM86 199V200H85ZM23 200V201H22ZM85 200V201H84ZM25 201H26V203H25ZM66 203H64V202ZM83 201L85 202V203H83ZM15 202H17V201H15ZM67 202H69V203H67ZM63 203H64V205H63ZM23 206H22V205ZM24 204H26V205H24ZM74 204V205H73ZM58 205H60V206H58ZM81 205V204H80ZM57 206H58V208H57ZM82 206V205H81ZM208 206H209V208H208ZM26 207V208H25ZM59 207H61L60 209H59ZM84 206H82V208H83ZM88 207H86V208H88ZM16 208V209H15ZM32 208V209H31ZM57 208V209H56ZM80 208V209H79ZM78 208V210L80 211L82 208L81 207H79ZM86 208H84V209H82V211L84 210V212L86 213V215H88L87 217V220L89 219H91V214H93V212L91 211V209H88L90 212L88 213V212H86L85 210H86ZM97 208H99V212H101V213H103L104 212V214H101V216L99 215V212L97 211L98 209ZM103 208V207H102ZM27 209V210H26ZM77 209V208H76ZM75 209V210H76ZM14 210H16V212L14 211ZM18 210L20 211V212H18ZM24 210V211H23ZM74 210V211H75ZM50 211H52L51 213H50ZM56 211H58V212H56ZM68 211H69V209H68ZM73 211V213H75ZM78 211V213L79 214H81L82 213V211L81 212H79ZM22 212H24V213H22ZM53 212H55L54 214H53ZM66 211H63V213L64 214H62L63 216H65V213ZM69 212V213H70ZM97 212V213H96ZM107 213V216H106V213ZM16 213V214H15ZM69 213H67L66 214V216H72V218L71 217H69L71 220H72V222H73V220H75L73 217H75L76 218V220H81L80 222H82L83 220H84V216H85V213H83L84 214V216H83V214H81L83 217H81V218H83V219H80V217L77 219V217H78V213H76V215L75 214H72L71 215V213L69 214ZM91 213V214H90ZM17 214H18V216H17ZM23 214V215H22ZM51 214L54 216V215H56V216H54V218L52 219V217L53 216H51ZM58 214H60V212L58 213ZM59 215L60 217L62 216V215ZM103 215H105V217H103ZM50 216V217H49ZM90 216V217H89ZM97 216H92V217H94V218H96ZM48 217V218H47ZM16 218H17V220H16ZM94 218H93V220H94ZM106 218H107V220H106ZM205 218V219H204ZM48 219V220H47ZM15 220V221H14ZM86 220V219H85ZM84 220V221H85ZM87 220H86V222H87ZM44 221V222H43ZM83 221V222H84ZM106 221V222H105ZM50 222V221H49ZM75 222V221H74ZM78 223H80L79 221H77ZM100 222H101V225H100ZM110 222V221H109ZM204 222V223H203ZM100 225V227H99V225ZM104 223V224H103ZM199 223H201V224H199ZM43 224V225H42ZM47 224V225H46ZM81 224H83V223H81ZM43 227H42V226ZM84 225V224H83ZM83 225H81V226H83ZM201 225V226H200ZM12 226H13V228H12ZM53 226H50V227H47V228H51V227H53ZM86 226V224L83 226L84 227V229L86 228L85 227ZM89 226V225H88ZM97 226V227H96ZM14 227H16V228H14ZM108 227V228H107ZM11 228L13 229L12 231H11ZM39 228H43V229H41V230H39ZM47 228L45 229V230H47ZM92 230V227L90 226V228L88 227V228H86V230L89 232V231H91ZM105 229V230H104ZM44 230V231H45ZM106 230V231H107ZM20 231V232H19ZM40 231V232H39ZM87 231H85V232H87ZM104 231V232H103ZM90 233V232H89ZM39 235L38 237H36V235ZM98 234V233H97ZM93 235L95 236V237H93ZM216 235H217V237L220 239V241L217 239V237H216ZM34 236H35V238H34ZM32 237V238H31ZM90 237V238H91ZM109 237V236H108ZM91 238V239H92ZM29 239H30V241H31V243H30V241H29ZM41 239V238H40ZM102 239V240H101ZM216 239L219 241V242H217L216 241ZM8 240V239H7ZM105 240V241H104ZM17 241V242H16ZM97 243H96V242ZM105 242V243H101V242ZM32 242H34V243H32ZM107 243V244H106ZM7 244H8V246H7ZM46 244H49V245H47L46 246ZM54 244H55V246H54ZM58 246H57V245ZM62 244V245H61ZM67 244V247H68V251L70 252V251H72L71 253H67V251H65L64 249H66L67 247L65 246ZM68 244H70V245H72V246H68ZM93 244V245H92ZM105 244V245H104ZM44 245V246H43ZM77 245H81V247H79V246H77ZM83 245V246H82ZM97 245V246H96ZM37 246V247H36ZM45 246H46V250L45 251H42V250H44V248H45ZM96 248H95V247ZM32 247H33V249H32ZM48 247V248H47ZM50 247V248H49ZM59 247V248H58ZM61 247H63V248H61ZM71 248V250H69L70 248ZM100 249H99V248ZM36 248L37 249H39L38 251L36 250ZM56 248V249H55ZM72 248H75V249H77V250H75V249H72ZM93 248V249H92ZM66 252H64L63 250ZM9 250V251H8ZM51 250V251H52ZM63 252H62V251ZM83 250H85V252L83 251ZM92 250V251H91ZM95 250V251H94ZM101 250V251H100ZM36 252L37 254H34V252ZM39 251H41V252H39ZM50 251V253H52ZM81 251V252H80ZM92 253H91V252ZM5 252H6V254H5ZM43 252H45V253H43ZM54 252V251H53ZM57 252V251H56ZM79 252V253H78ZM83 252V253H82ZM105 252V253H104ZM7 253H9V255H7ZM41 253V254H40ZM49 253V255H51ZM58 253H54L55 255H57ZM104 253V254H103ZM13 254V255H12ZM30 254V255H29ZM80 254V256L79 257H81V258H79L78 257V259H77V257H76V255L78 256ZM84 254V255H83ZM91 255V256H94V257H88V255ZM93 254V255H92ZM99 254H100V258H99ZM61 255H63V254H61ZM72 255V256H71ZM16 256V257H15ZM31 256H32V258H31ZM36 256V257H35ZM51 256H54V255H51ZM59 256V255H58ZM58 256H55L56 258L58 257ZM40 257H41V259H40ZM61 257H63V256H59V259H60V261H61V263H63L62 262V258ZM75 257V258H74ZM107 257V256H106ZM105 257V258H106ZM9 258V259H8ZM31 258V259H30ZM34 258V259H33ZM37 258H38V260H37ZM44 258V257H43ZM74 258V259H73ZM92 259V261L90 260V259ZM99 258V259H98ZM7 259H8V262H7ZM28 259V260H27ZM62 259V260H61ZM84 259V260H83ZM89 259V260H88ZM37 260V261H36ZM73 260H74V263H73ZM105 260V259H104ZM103 259H102V263H103V261H104ZM80 261H78V264H83L82 263V261L80 262ZM97 261H98V263H97ZM57 262H58V259H57ZM42 263H43V261H42ZM60 263V262H59ZM58 263V264H59ZM60 263V264H61ZM63 263V264H64ZM101 263V264H102ZM39 264H41L40 262H39ZM75 264H77V262L75 263Z\"/></svg>",
  "mask_w": 264,
  "mask_h": 264
}]
</instances>
